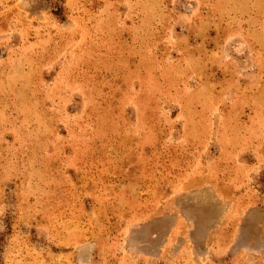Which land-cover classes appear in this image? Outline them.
Masks as SVG:
<instances>
[{
  "label": "rangeland",
  "instance_id": "rangeland-1",
  "mask_svg": "<svg viewBox=\"0 0 264 264\" xmlns=\"http://www.w3.org/2000/svg\"><path fill=\"white\" fill-rule=\"evenodd\" d=\"M0 264H264V0H0Z\"/></svg>",
  "mask_w": 264,
  "mask_h": 264
}]
</instances>
